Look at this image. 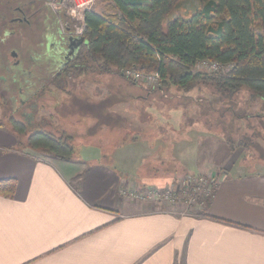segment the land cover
<instances>
[{
	"label": "crops",
	"instance_id": "crops-1",
	"mask_svg": "<svg viewBox=\"0 0 264 264\" xmlns=\"http://www.w3.org/2000/svg\"><path fill=\"white\" fill-rule=\"evenodd\" d=\"M133 84L129 100L135 105L125 116L130 137L109 153L111 161L90 141L71 160L30 154L20 149L10 126L0 125V179L17 180L14 197L0 195V264H264V158L260 163L242 155L252 145L254 152L264 148L261 133H250L248 146L245 140L234 144L241 125L231 136L224 130L211 135L221 159L200 172L220 176L208 207L186 213L181 206L133 201L126 189L163 187L177 175L166 166L176 159L166 138L149 140L144 133L147 139H141L134 124L140 115L154 122L147 105L157 90ZM60 100L55 116L65 106ZM253 100L254 119L264 123V99ZM184 117L172 129L166 126L171 139L184 133Z\"/></svg>",
	"mask_w": 264,
	"mask_h": 264
},
{
	"label": "rangeland",
	"instance_id": "rangeland-1",
	"mask_svg": "<svg viewBox=\"0 0 264 264\" xmlns=\"http://www.w3.org/2000/svg\"><path fill=\"white\" fill-rule=\"evenodd\" d=\"M29 1L0 0V22L6 21L9 16L11 18L19 17L21 14L15 11V8L19 4ZM31 2L33 3L31 6H29L30 2L26 4V16H28L29 22L23 20L19 22L17 19V23L12 24L14 27L12 30H10L13 28L12 25L6 24L11 32L9 36L2 34L0 26V38L3 35L0 39V125L4 124L9 127L10 119H14L26 123L30 133L35 130H51L60 136L63 131L67 130L73 136L69 142L75 148V157L78 156L81 148L79 145L90 141L97 143L100 147H93V149H101L108 156L105 160L111 161L109 153L120 148L130 137L128 133H125V129L128 128L125 116H127V107L132 109L131 106L135 105L129 100L130 96L136 92L133 83H144L148 85V90H157L155 97L151 94L147 105L150 107L148 112L153 113L157 118L154 117V122L151 123L147 120L143 121L141 115L134 116V124L138 123L137 127L142 132L141 139H145L146 136L150 138L149 140L158 136L166 138L164 143L170 153L176 154L174 155L175 161L172 160L166 166L173 168L177 174L168 184L160 187L165 189V187L171 186L177 195V202L167 200H147L146 202L181 206L185 208L186 213L204 209L207 201L210 200L207 198L209 194H206L207 185H201L202 188L194 190L192 194L191 191L187 192L189 190L187 182L196 176L209 177L210 175L200 172H207L206 166L221 159L216 155L215 139L212 136L216 137L215 134L223 135L224 133H226V137L231 136L232 131L236 130V126L241 125L240 133L233 134L235 135L233 140L235 145L244 140L247 142V146L250 145L252 138L250 133L252 132L257 135L261 133L264 138V128L262 127L264 123L254 119L252 108L257 104L251 98L252 95L250 96L247 88L239 90L231 98H222L210 83L199 82L189 88L186 93L176 85L158 87V89L146 81L138 82L125 76L124 69L118 73H114V71L113 73L79 71L80 74H72L69 77H66L65 74L60 77L55 76L56 72L70 61V59L66 60L68 37H80L78 32L83 30L84 33L85 23L80 22L79 19L71 18L70 7L58 10L50 5L48 0H32ZM112 6L111 0H97L91 11L112 17L116 13L111 9ZM200 6V0H179L177 6L168 15L167 21L178 16L189 18ZM9 8L10 15H6ZM31 11H34L33 15ZM73 15L76 14L73 13ZM60 16L62 17L60 18ZM13 51L16 52V56H13ZM56 63L59 65L58 69H56ZM196 71L207 74L216 73L199 68ZM102 91L105 92L106 99L96 95ZM179 91L182 93L178 95ZM108 92L109 95H107ZM61 98L63 100H60ZM59 100L65 106L60 113L56 114L61 117L57 124L55 123L57 116L52 113V109L57 107L56 104ZM181 108L189 110L186 116ZM181 117L185 118L182 128L184 133L179 138L171 139L172 133L166 131V126L172 129V124L181 123ZM247 118L249 119L247 120ZM51 122L55 124L52 126ZM156 124L159 125L158 128H156ZM150 127L152 129L149 130ZM149 132H152V137L149 136ZM144 133L146 136L143 135ZM126 135L128 136L126 137ZM177 136L175 134V137ZM23 139L26 142V137ZM211 143L213 149L209 146ZM252 147L256 149L252 145L245 148L242 155L246 157V160H249L251 156L254 161L263 163L259 158H264V148L260 147L259 152H254ZM110 164L113 165L112 162ZM116 165L121 166L119 163ZM220 172H223V169ZM214 173L211 175L218 182L220 176L218 177ZM216 185L212 184L211 188L213 186L215 188ZM132 187L138 188L135 185ZM140 187L138 190L159 186ZM127 190L124 191V195L129 197L125 193ZM129 198L133 201L145 202V200Z\"/></svg>",
	"mask_w": 264,
	"mask_h": 264
},
{
	"label": "trees",
	"instance_id": "trees-1",
	"mask_svg": "<svg viewBox=\"0 0 264 264\" xmlns=\"http://www.w3.org/2000/svg\"><path fill=\"white\" fill-rule=\"evenodd\" d=\"M111 1V9L116 11L112 17L86 12L82 35L87 43L79 46L55 76L88 71L118 73L135 65L146 72H159L160 88L176 85L186 92L202 82L213 85L222 98L247 88L252 99H264V0H200L201 6L189 18L178 16L168 21L179 0ZM27 3L18 6L27 7ZM10 12L9 8L6 15ZM16 23L10 16L1 21L2 34L9 36ZM6 24L13 28L9 30ZM203 59L232 62L233 67L212 74L196 71L195 64ZM9 122L22 151L63 160L75 157L69 142L73 136H57L47 130L30 133L26 123ZM16 187V179H0V195L14 197Z\"/></svg>",
	"mask_w": 264,
	"mask_h": 264
},
{
	"label": "built area",
	"instance_id": "built-area-1",
	"mask_svg": "<svg viewBox=\"0 0 264 264\" xmlns=\"http://www.w3.org/2000/svg\"><path fill=\"white\" fill-rule=\"evenodd\" d=\"M49 4L52 5L53 7H55L58 10H62L65 9L67 7H70V10H72L71 12L69 11V13L71 15V18L74 19H79L80 22L85 23V14L88 11H91L94 4L96 3L97 0H48ZM70 5V6H68ZM73 13H75L76 15H73ZM62 16H60L61 18ZM59 18V17H58ZM59 18V19H60ZM83 30H81L80 32H78L79 36L83 34L82 32ZM233 63H222L219 61H212L209 59H203L198 61L195 64L196 69H202V70H206V71H213V72H219V71H229L233 66ZM123 74L125 76L130 77L133 80L136 81H146L148 82L149 85L158 88L160 87L161 83H162V77L160 75L159 72H146L144 70H142L141 68L137 67V66H132L130 68H126V70H123ZM210 175L209 177L206 176H196V177H192L191 179L188 180L187 182V186H188V191H191L192 194L194 192V190H197L199 188H202L201 185H207V190H206V194L208 199H212L215 195V188L214 186L211 188L212 184H218L216 178L211 175V174H207ZM209 180V181H208ZM210 182V183H209ZM211 184V185H210ZM217 186V185H216ZM141 187L138 188H134L132 187L131 189H128L125 193L133 198V199H137V200H152V201H162V200H167L169 202H177V195L176 193L173 191V189L171 188V186H167L164 188H160V187H150L146 190H138ZM137 190V191H135ZM186 192V193H187Z\"/></svg>",
	"mask_w": 264,
	"mask_h": 264
},
{
	"label": "water",
	"instance_id": "water-1",
	"mask_svg": "<svg viewBox=\"0 0 264 264\" xmlns=\"http://www.w3.org/2000/svg\"><path fill=\"white\" fill-rule=\"evenodd\" d=\"M62 40H60V42H62ZM63 43H65V42H63ZM84 43H87V41L83 35L80 37H75V36L74 37L73 36L68 37V40H67V48H68L67 54H68V56H67L66 60L69 61V59H71L72 56L80 48L79 46L83 45ZM12 54H13V56L17 55L15 51Z\"/></svg>",
	"mask_w": 264,
	"mask_h": 264
},
{
	"label": "flooded vegetation",
	"instance_id": "flooded-vegetation-1",
	"mask_svg": "<svg viewBox=\"0 0 264 264\" xmlns=\"http://www.w3.org/2000/svg\"><path fill=\"white\" fill-rule=\"evenodd\" d=\"M32 0H30L29 2H31ZM33 1H35V0H33ZM17 10H18V12L21 14L19 17H14V19H16V21H17V19H18V21L20 22V21H27V22H29L30 20L28 19V16H26V14H27V7L26 6H24V8H23V6H18L17 8H16ZM30 11V10H29ZM36 11V10H35ZM32 12V15H33V13H34V11H31ZM28 13H30V12H28ZM9 33V32H8ZM9 34H11V32L9 33ZM14 52V51H13ZM57 67H59V65L57 66ZM60 69H62V68H60Z\"/></svg>",
	"mask_w": 264,
	"mask_h": 264
}]
</instances>
